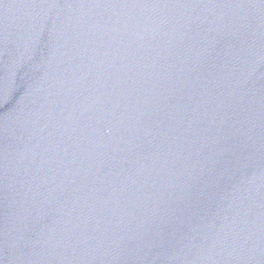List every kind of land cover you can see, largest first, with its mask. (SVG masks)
Returning <instances> with one entry per match:
<instances>
[{
    "label": "water",
    "instance_id": "1",
    "mask_svg": "<svg viewBox=\"0 0 264 264\" xmlns=\"http://www.w3.org/2000/svg\"><path fill=\"white\" fill-rule=\"evenodd\" d=\"M0 264H264V0H0Z\"/></svg>",
    "mask_w": 264,
    "mask_h": 264
}]
</instances>
